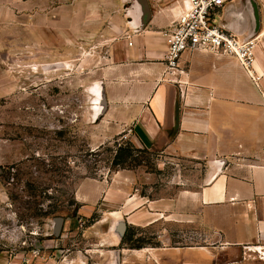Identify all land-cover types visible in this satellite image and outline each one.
I'll return each instance as SVG.
<instances>
[{
  "label": "crops",
  "instance_id": "crops-1",
  "mask_svg": "<svg viewBox=\"0 0 264 264\" xmlns=\"http://www.w3.org/2000/svg\"><path fill=\"white\" fill-rule=\"evenodd\" d=\"M163 1L148 0L151 19L140 27L137 5L136 13H122L131 0H76L73 5L69 0H0V98L10 76L7 66L16 71L28 64L33 73L41 68L47 76L55 51H73L65 38L104 37L107 55L98 74L107 108L98 121L92 119L106 137L101 144L130 133L138 146L160 150L161 164L187 160L204 163V170H180L171 187L160 185L156 192L151 182L147 193L128 190L123 196L111 190L98 206L91 204V195L78 192L83 209L106 212L91 227L101 237L96 249L101 264H264L262 51H256L252 73L233 58L187 52L181 60L184 73L169 74L166 33L182 7L181 0L170 6ZM225 10L223 25L249 39L257 28L254 14L253 25L241 3ZM120 220L126 234L151 232L155 243L147 239L139 249L128 246L116 232ZM68 251H60L59 264H90L83 252ZM4 253L0 264L54 263Z\"/></svg>",
  "mask_w": 264,
  "mask_h": 264
},
{
  "label": "rangeland",
  "instance_id": "rangeland-1",
  "mask_svg": "<svg viewBox=\"0 0 264 264\" xmlns=\"http://www.w3.org/2000/svg\"><path fill=\"white\" fill-rule=\"evenodd\" d=\"M69 1L72 5L76 2ZM134 1L123 4L122 13L127 17L130 11L136 13ZM176 1L165 0L162 5ZM253 3L259 24L253 38L262 51L263 73L258 77L264 79V36L260 37L264 32V0ZM227 21L228 16L218 24ZM58 32L56 29L55 43L60 48L62 36ZM70 39L65 38V42L73 51H55L54 65L47 76L41 68L33 73L28 64L16 71L9 66L6 69L10 76L5 96L0 98V251L20 255L22 261L31 255L40 263L53 259V264H59L60 251L69 250L74 254L83 252L90 264H101L96 252L101 248V237L91 227L106 212L99 207L93 212L83 209L78 192L91 195V204L98 206L111 190L123 196L128 190L147 193L151 182L156 192L160 185L170 186L180 170H204V163L196 165L187 160L161 164L164 154L138 146L130 133L102 145L104 132L92 123L96 102L92 87L102 81L99 61L107 55L108 44L102 36L84 40L72 35ZM129 146L135 148L132 156L123 166L115 167L113 161L119 149ZM168 194L172 195L173 190ZM56 218L65 219L60 237L53 235ZM73 220L77 225H70ZM88 231L94 232L85 235ZM130 231L134 233L130 247L140 246L147 239L155 243L151 232ZM90 249L93 252L86 254Z\"/></svg>",
  "mask_w": 264,
  "mask_h": 264
},
{
  "label": "built area",
  "instance_id": "built-area-1",
  "mask_svg": "<svg viewBox=\"0 0 264 264\" xmlns=\"http://www.w3.org/2000/svg\"><path fill=\"white\" fill-rule=\"evenodd\" d=\"M235 0H181L182 12L166 33L167 72L184 73L181 60L187 52H206L236 59L253 72L256 62V39H241L223 24L224 10Z\"/></svg>",
  "mask_w": 264,
  "mask_h": 264
},
{
  "label": "water",
  "instance_id": "water-1",
  "mask_svg": "<svg viewBox=\"0 0 264 264\" xmlns=\"http://www.w3.org/2000/svg\"><path fill=\"white\" fill-rule=\"evenodd\" d=\"M250 2L252 3L253 8H254L253 0H250ZM136 5L138 7V12L140 13V18H139L140 27H143V26L147 25L151 19V14H152L151 8H150L148 0H136ZM253 13H254V11H253ZM254 17L256 19L257 28H256V31L250 36V38H253L256 35V33L258 32V25L259 24L257 22L256 13H254ZM99 88H100V91L98 93ZM92 93H94L93 95H94L95 101H96L94 103V108L92 109V112H93L92 119L94 122H96L103 116V114L105 113L106 108H107V101H106L103 83L99 82L98 86L94 87V92L92 89ZM64 224H65L64 218L54 219L53 235L55 237L61 236ZM126 231H127V228H126L125 222L123 220H120L117 224V227H116V232H117L118 236L120 237V239L124 238Z\"/></svg>",
  "mask_w": 264,
  "mask_h": 264
},
{
  "label": "trees",
  "instance_id": "trees-1",
  "mask_svg": "<svg viewBox=\"0 0 264 264\" xmlns=\"http://www.w3.org/2000/svg\"><path fill=\"white\" fill-rule=\"evenodd\" d=\"M133 150H135V148H133L132 146L124 147V148L121 147L114 158L113 165L115 167L123 166L127 162L128 158L132 156ZM133 241H134V233H132V231H129L124 236L123 242L126 244H129V243H132ZM141 247L142 245L133 246L132 248L139 249Z\"/></svg>",
  "mask_w": 264,
  "mask_h": 264
},
{
  "label": "flooded vegetation",
  "instance_id": "flooded-vegetation-1",
  "mask_svg": "<svg viewBox=\"0 0 264 264\" xmlns=\"http://www.w3.org/2000/svg\"><path fill=\"white\" fill-rule=\"evenodd\" d=\"M236 3H241L242 5H244V7L246 8V11H248V16L250 18V21L251 23L254 25V17H253V11H254V8H253V5L252 3L250 2V0H243V2L241 1H237ZM235 3V4H236ZM238 15H241V13H239ZM235 23L236 25L238 24L237 21L233 22Z\"/></svg>",
  "mask_w": 264,
  "mask_h": 264
},
{
  "label": "bare ground",
  "instance_id": "bare-ground-1",
  "mask_svg": "<svg viewBox=\"0 0 264 264\" xmlns=\"http://www.w3.org/2000/svg\"><path fill=\"white\" fill-rule=\"evenodd\" d=\"M261 36H262V37L264 36V32H263V35H260V37H261ZM260 37H259V38H260ZM261 42H262V41H261ZM257 44H258V43H257ZM257 50H258V49H257ZM257 50H256V51H257ZM92 89H93V92H94V86L92 87ZM99 91H100V88L98 89V93H99ZM92 94H94V93H92ZM99 98H100V97H99ZM99 98H98V99H99ZM97 105H98V104H97Z\"/></svg>",
  "mask_w": 264,
  "mask_h": 264
}]
</instances>
